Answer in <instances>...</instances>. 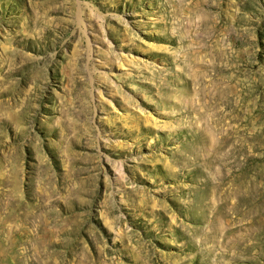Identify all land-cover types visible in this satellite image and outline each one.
<instances>
[{"label": "rangeland", "instance_id": "obj_1", "mask_svg": "<svg viewBox=\"0 0 264 264\" xmlns=\"http://www.w3.org/2000/svg\"><path fill=\"white\" fill-rule=\"evenodd\" d=\"M0 264H264V0H0Z\"/></svg>", "mask_w": 264, "mask_h": 264}]
</instances>
